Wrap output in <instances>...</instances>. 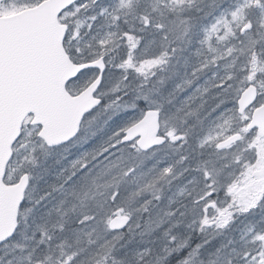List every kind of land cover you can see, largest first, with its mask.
Here are the masks:
<instances>
[{"label": "snow or ice", "instance_id": "obj_1", "mask_svg": "<svg viewBox=\"0 0 264 264\" xmlns=\"http://www.w3.org/2000/svg\"><path fill=\"white\" fill-rule=\"evenodd\" d=\"M0 264H264V0H0Z\"/></svg>", "mask_w": 264, "mask_h": 264}]
</instances>
